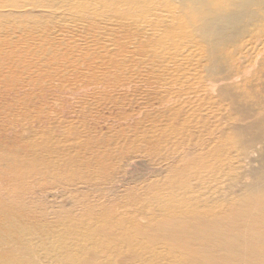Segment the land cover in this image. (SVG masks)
Instances as JSON below:
<instances>
[{
	"label": "bare ground",
	"instance_id": "6f19581e",
	"mask_svg": "<svg viewBox=\"0 0 264 264\" xmlns=\"http://www.w3.org/2000/svg\"><path fill=\"white\" fill-rule=\"evenodd\" d=\"M123 3L128 69L0 90V264H264V0Z\"/></svg>",
	"mask_w": 264,
	"mask_h": 264
},
{
	"label": "rangeland",
	"instance_id": "374dc122",
	"mask_svg": "<svg viewBox=\"0 0 264 264\" xmlns=\"http://www.w3.org/2000/svg\"><path fill=\"white\" fill-rule=\"evenodd\" d=\"M105 2L104 6V0H0V90L32 91V101L38 103L45 86L60 85L75 100L69 87L83 75L102 76L115 70L116 61H123L128 69L140 60L130 43L135 27L128 26L127 20L137 18L147 6L130 5L132 12H128L123 3L120 8L125 14L116 15L115 0ZM46 93L51 102L60 103L52 90ZM43 200L46 206L70 201L66 197Z\"/></svg>",
	"mask_w": 264,
	"mask_h": 264
}]
</instances>
